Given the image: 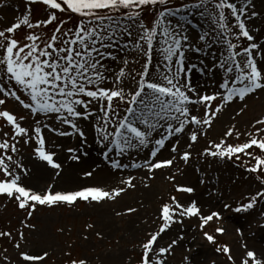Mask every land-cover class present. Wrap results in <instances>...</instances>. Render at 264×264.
Wrapping results in <instances>:
<instances>
[{"label":"snow or ice","instance_id":"obj_1","mask_svg":"<svg viewBox=\"0 0 264 264\" xmlns=\"http://www.w3.org/2000/svg\"><path fill=\"white\" fill-rule=\"evenodd\" d=\"M6 3L7 0L0 3V9H4ZM26 4L27 14L22 19L8 21L0 16V120L4 121L0 126V150H3L0 152V196L16 199L21 209H29V218L37 206L115 201L128 189L136 187V177L130 175L121 181L123 186L112 190L101 186L67 192L53 191V186L36 190L24 179L30 173L18 159L23 147L21 141L23 144L34 142L36 157L60 170L62 164L56 161V153L46 146L45 131L59 136L78 135L85 140V130L80 127L83 123L94 131L101 153L111 167L131 166L155 173L172 168L177 157L184 164L189 163L192 152L178 151L180 136L188 138L187 148L191 149L201 135L207 134L203 128H210L227 104L243 101L239 109L243 113L247 98L258 90L264 91V44L258 43L253 34L259 28L249 26L260 16L254 10L253 0H244L242 4L236 0H194L182 8L172 7L171 0H26ZM34 4L45 6L46 13L35 21L31 19ZM193 10L199 11L202 18L203 10H207L209 23V28L198 33L195 40L184 23L174 21L182 12ZM149 13L151 22L146 19ZM72 16L79 19L68 27ZM22 27L30 31L21 38L17 32ZM230 37L235 40L243 37L248 43L238 45ZM214 45L223 49L219 56L206 53L215 63L205 64L201 60L197 65L192 62V56L205 53ZM120 52L139 54L144 62L129 60ZM157 56L162 59L154 63ZM133 65H140V70L134 71ZM197 68L202 74L215 75L223 71L218 90H203L193 83L192 75ZM10 103L21 111L14 114V109L8 106ZM200 107L205 109L203 115L199 114ZM41 116L49 123H44ZM62 125H68L72 131L61 130ZM5 127L11 132L5 131ZM252 129L254 131L247 133L246 142L229 144L226 139L212 142L202 155L228 160L235 157L237 161L247 157L246 170L264 174V118L257 119ZM234 131L233 125L226 137H232ZM240 135L237 131L236 139ZM166 147L172 155L158 158ZM144 149L149 150L144 163L129 165L111 155H139ZM79 151V148H69L68 152L73 153L70 159L79 161L80 155L75 154ZM93 171L84 175L92 177ZM154 178L149 176V179ZM169 179L175 180V177ZM204 182L202 179L201 183ZM176 190L188 194L196 191L192 186L181 185H177ZM258 202H264V191L250 196L247 203L240 204L234 211L248 212ZM136 211L134 207L127 209L128 214ZM192 217L200 220L201 230L214 219H222L219 211L204 214L196 200L185 204L172 196L170 203L162 205L157 217L161 221L158 231L147 232L148 238L139 245L140 264H168L167 257L172 254L173 246L183 241L184 236L179 235L163 246L159 240L174 224L182 225L185 218ZM25 226L35 228L31 224ZM94 227L88 225L89 229ZM216 231L222 235L226 230L217 228ZM11 235L0 232V236ZM203 235L209 243H217L212 234L204 232ZM19 236L24 239L23 231ZM96 236L104 238L101 232H96ZM243 247L240 264H264V252L258 254L246 244ZM15 248L19 250L21 244L16 243ZM216 251L227 253L231 264H236L232 249L227 245ZM188 252L191 253V249ZM18 255L24 264H33L44 260L47 253L37 255L22 251ZM0 264H11L6 254ZM71 264H89V261L85 257L72 260ZM184 264H196L195 257L186 255Z\"/></svg>","mask_w":264,"mask_h":264},{"label":"rangeland","instance_id":"obj_2","mask_svg":"<svg viewBox=\"0 0 264 264\" xmlns=\"http://www.w3.org/2000/svg\"><path fill=\"white\" fill-rule=\"evenodd\" d=\"M194 0H171L172 7H183L185 3ZM238 4L244 0H236ZM5 3V0H0ZM255 11L260 13L255 18V23L249 26L253 29L259 28L253 34L258 43L264 44V0H253ZM26 0H7L4 9H0V16L8 21L22 19L27 14ZM204 11V18L200 12L193 10L191 13L182 12L174 18L180 20L188 28V32L193 40L198 33L202 34L209 28L207 21V10ZM45 6L40 4L32 5L31 19L33 21L45 16ZM181 16L185 17L181 19ZM68 19L67 16H64ZM78 17L72 16L68 27L74 26ZM147 22H151V14H147ZM235 23L234 18H231ZM189 21L191 22L189 24ZM29 29L22 27L18 30L17 36L23 37ZM238 45H246V38L241 37L235 40ZM223 49L219 45H214L212 49H206L205 53L192 56V62L197 65L203 60L205 64L215 63L211 55L213 52L219 56ZM129 60L139 59L144 62L139 54L120 52ZM162 57H156L154 63ZM134 71L140 70V65H133ZM154 74V73H153ZM223 71L202 74L197 68L192 75L193 83L199 85L200 89L215 91L222 83ZM216 102H213L215 106ZM243 101L236 100L227 104L218 117L213 121L210 128L204 127L202 131L206 135H201L191 149L187 148L188 138L180 136L179 152H192V158L188 164L177 160L172 168H163L155 173H150L145 168L128 167L126 169H115L104 159L101 153V146L96 140L94 131L81 124L85 130L86 139L82 140L78 135L59 136L45 131L46 146L56 153L55 159L62 164V169L51 168L46 162L39 160L34 154L36 144H21L18 159L29 170V175L25 177L28 186L43 191L49 186H53V191H75L87 186H101L106 190H112L123 186L122 180H126L130 175L135 176L134 189H128L115 201H105L103 203H88L78 201L76 205L61 204L54 207L37 206L35 212L29 218V209H21L16 199H9L7 196H0V232H10L11 237L0 236V259L6 254L11 264H24L18 253L27 251L31 254L47 256L42 261L33 264H71L72 260H79L87 257L89 264H140L142 251L139 247L141 241L146 240L147 232L158 231L161 221L157 219L160 215L162 205L171 202V197L176 196L178 200L187 204L196 200L204 214L212 211H219L222 219L211 221L201 230L200 220L197 217L185 218L184 223L174 224L170 230L163 234L159 243L163 246L171 243L179 235L184 236V240L173 246L172 254L167 257L168 264H184V257L192 255L196 264H231L227 253L216 251L222 245H227L232 249L236 258V264H240V256L244 253L243 245L248 249L264 252V202H258L254 209L248 212L237 213L234 209L242 203H247L250 196L258 191H264V174H254L248 176L244 157L243 161L227 158H212L202 155L204 150L212 142H220L226 139L229 144L244 143L247 133L254 131L252 125L257 119L264 118V91H257L247 98V107L243 113L239 112ZM15 112L21 109L14 103L8 105ZM199 114L203 115L205 109L200 107ZM44 123L49 121L41 116ZM4 121L0 120V126ZM235 126L232 137H226L227 131ZM68 129V125H62L61 130ZM5 131L11 129L5 127ZM241 135L236 139V132ZM175 139V138H174ZM171 144L172 141H169ZM69 148H79L75 153L80 155V160L70 159L73 153H69ZM3 150H0L2 152ZM86 153L87 155H83ZM14 159L17 158L15 154ZM113 159H121L123 163L131 165L133 162L144 163V158L149 156V150L144 149L139 155L119 157L115 153L111 154ZM172 154L168 147L162 150L158 158H168ZM242 155V154H241ZM251 163H254L252 161ZM249 163L248 166H251ZM41 168L47 170L45 175L41 174ZM93 169H95L93 171ZM59 171V175L57 172ZM87 171H93L92 177L84 175ZM106 175V177H103ZM108 175V176H107ZM154 176V179H149ZM175 177V180L169 177ZM262 180H261V179ZM204 183H201V180ZM263 183V184H262ZM177 185L192 186L196 189L194 193H181L176 190ZM225 204H230V208H225ZM134 207L135 213L128 214L127 209ZM117 212L124 213L116 215ZM35 225V228H28L25 225ZM95 227L89 229L88 225ZM224 228L226 231L221 235L216 229ZM23 231L24 239L21 240L19 232ZM96 232L103 233L104 238L96 236ZM208 232L215 236L217 243H209L203 233ZM241 232L243 235H241ZM85 237H88L85 239ZM21 244L18 250L16 243ZM5 249L7 252L5 253ZM191 249V253L188 250ZM70 254V255H69Z\"/></svg>","mask_w":264,"mask_h":264},{"label":"bare ground","instance_id":"obj_3","mask_svg":"<svg viewBox=\"0 0 264 264\" xmlns=\"http://www.w3.org/2000/svg\"><path fill=\"white\" fill-rule=\"evenodd\" d=\"M46 172H47V170L45 171V169L44 168H41V174L42 175H45L46 174ZM108 176V175H107ZM103 177H106V175H103Z\"/></svg>","mask_w":264,"mask_h":264}]
</instances>
